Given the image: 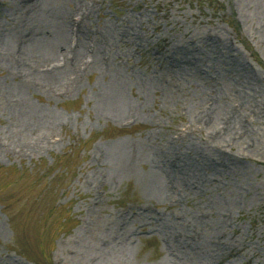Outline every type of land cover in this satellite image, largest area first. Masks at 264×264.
Masks as SVG:
<instances>
[{
	"label": "rangeland",
	"instance_id": "obj_1",
	"mask_svg": "<svg viewBox=\"0 0 264 264\" xmlns=\"http://www.w3.org/2000/svg\"><path fill=\"white\" fill-rule=\"evenodd\" d=\"M263 2L0 0V264H264Z\"/></svg>",
	"mask_w": 264,
	"mask_h": 264
},
{
	"label": "bare ground",
	"instance_id": "obj_2",
	"mask_svg": "<svg viewBox=\"0 0 264 264\" xmlns=\"http://www.w3.org/2000/svg\"><path fill=\"white\" fill-rule=\"evenodd\" d=\"M76 1H78V0H76ZM87 10H88V8L86 6L85 7V11H87ZM74 27H75V32H73V35H75V37L78 38L79 35L83 32L82 21H78L77 23L75 22L74 23ZM26 30L27 31L24 33V35L22 37L23 44L18 47V50H19L18 53H19L20 56H17V58H16V54H14L16 60L19 63H21L22 59L26 57V56L24 57V55L26 54V50H25L26 46L23 48V46L25 44L26 45H29V44L34 45V44H37L38 42H40L42 40H44L43 42L47 41V44H45V46L43 47V50L41 51V52L44 53L45 57L46 56H54L58 52H60L62 54V53H67V52L69 53V51H70L71 54H72V51L73 50L75 51L77 49V47H76L77 45L76 44H75V46L71 47L70 45L69 46L65 45L64 42H61V41H57V42L55 41L54 43L50 44V40L54 38V34H52L49 31L42 30V29H39V28H37V29H35V28H26ZM130 33H131L130 30H128V31L126 30L124 32H118V31L111 32L112 37H114V38L117 35L121 36V37L122 36H129L128 34H130ZM57 38H58V36L55 35V39H57ZM78 50H79V47H78ZM184 50H187V48H184ZM191 51H193V50L189 49V52H186V55L182 59H185L187 61H191L192 58H195V56L190 57V55H193V53H190ZM105 54H107V53H105ZM109 60H111L110 56H109ZM63 70H64L63 68L60 69L58 66H54L50 71H47L46 73H47V75L49 74L50 76L54 75V74L58 75ZM13 72H14L13 74L15 76H17L16 73H18V72L21 73V70H16V69L13 68ZM75 76H77V74ZM205 111H206V109L203 110V112H205ZM210 117H212L210 113H205V114H203L201 120L206 122V121L211 120ZM167 156L168 155L164 156L165 157L164 158V162L166 161V163L169 164V166H170V168L172 170L171 172H176L177 173V171L180 172V171H182V169L185 168L186 162H185V159L182 156H174L172 158H170V156H169L168 159L166 160ZM192 238H194V237H192ZM211 241L212 242L210 243V246L212 247L213 250H221L222 248H225V242L222 241V238H218V237L215 236V238L212 239ZM169 242L172 243V244L169 243L172 247H174L175 244H176V248L181 246L179 244V242H177L176 240L170 239Z\"/></svg>",
	"mask_w": 264,
	"mask_h": 264
}]
</instances>
